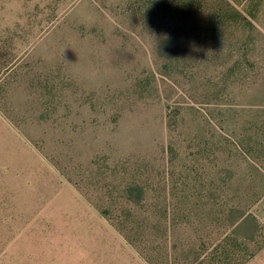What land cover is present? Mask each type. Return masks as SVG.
Returning <instances> with one entry per match:
<instances>
[{"label": "rangeland", "instance_id": "rangeland-1", "mask_svg": "<svg viewBox=\"0 0 264 264\" xmlns=\"http://www.w3.org/2000/svg\"><path fill=\"white\" fill-rule=\"evenodd\" d=\"M233 208L264 264V0H0V264H188Z\"/></svg>", "mask_w": 264, "mask_h": 264}, {"label": "trees", "instance_id": "trees-1", "mask_svg": "<svg viewBox=\"0 0 264 264\" xmlns=\"http://www.w3.org/2000/svg\"><path fill=\"white\" fill-rule=\"evenodd\" d=\"M233 214H238V216L231 220ZM217 224L218 226L223 225L221 229L228 228V232L216 239L210 253H197L188 264H245L257 254L261 246L256 239L260 228L256 217L241 209L233 208L225 212ZM205 225L204 228L209 226V224ZM185 245H181L180 248Z\"/></svg>", "mask_w": 264, "mask_h": 264}]
</instances>
